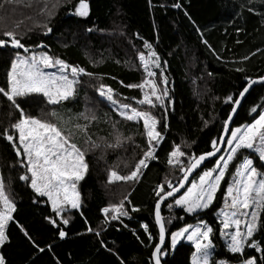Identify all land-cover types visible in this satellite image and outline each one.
Listing matches in <instances>:
<instances>
[{
  "label": "trees",
  "instance_id": "obj_1",
  "mask_svg": "<svg viewBox=\"0 0 264 264\" xmlns=\"http://www.w3.org/2000/svg\"><path fill=\"white\" fill-rule=\"evenodd\" d=\"M223 7L222 0H16L1 6L0 180L14 206L0 248L4 264H153L158 200L177 186L194 157L217 148L239 94L264 77L260 15L243 9L239 21L221 24ZM15 41L32 51L13 49L9 44ZM39 52L80 71L65 102L51 104L36 92L9 97V75L18 57ZM146 80L156 98L145 100ZM119 106L155 121L164 138L155 153L142 120L123 119ZM263 110L264 85H258L233 129L256 121ZM24 118L56 127L85 151L79 210L59 216L33 189L17 131ZM175 149L185 155L186 166L170 164ZM246 158L264 177L260 157L241 149L209 209L171 214L167 206L177 198L164 205L168 241L163 264H193L194 246L181 242L173 249L171 235L197 221L212 229L209 264H264V206L256 234L241 253L227 248L217 219L226 189ZM217 161L203 167L192 183ZM118 207L122 215L110 221Z\"/></svg>",
  "mask_w": 264,
  "mask_h": 264
},
{
  "label": "rangeland",
  "instance_id": "obj_2",
  "mask_svg": "<svg viewBox=\"0 0 264 264\" xmlns=\"http://www.w3.org/2000/svg\"><path fill=\"white\" fill-rule=\"evenodd\" d=\"M8 1L16 0H0V8ZM222 4L223 12L218 19L221 24L239 21L243 9L259 14L264 24V0H222ZM85 10L83 5L78 9L83 16L86 14ZM154 64L155 69L160 67L158 60ZM150 66L151 64L148 65V80L153 76ZM79 73L80 71L52 60L46 53L20 55L9 75V97L36 92L45 95L51 104L65 102L73 95ZM148 80L144 82V88L148 92L145 100L156 98L153 94L155 88ZM119 112L125 120H142L145 135L152 148H155V153L157 146L164 140L155 121L127 106H119ZM17 131L35 192L39 196L50 197L54 208L63 206L62 202L72 203L73 193L86 175L85 151L70 143L56 127L37 119H22ZM241 149L252 151L264 163V110L256 121L232 130L215 167L204 171L184 194L168 204L167 211L172 214L175 210L182 209L188 214H198L209 209L216 199L230 163ZM184 159L185 155L175 149L170 156V164L174 168H181L186 166ZM146 167L147 165L143 168ZM186 170L183 169V172ZM261 174L255 169L252 160L246 158L226 189L224 204L217 213V219L221 224L223 241L231 252L241 253L256 234L259 213L264 206V177ZM134 176L135 174L132 177ZM13 210L14 206L3 192L0 180V243ZM211 234L212 229L206 222L197 221L173 233L171 247L175 249L179 243L189 242L195 248L192 263L209 264L214 251ZM249 246L257 247V243H250Z\"/></svg>",
  "mask_w": 264,
  "mask_h": 264
},
{
  "label": "water",
  "instance_id": "obj_3",
  "mask_svg": "<svg viewBox=\"0 0 264 264\" xmlns=\"http://www.w3.org/2000/svg\"><path fill=\"white\" fill-rule=\"evenodd\" d=\"M13 49L19 50L22 49L24 52H31L32 48L25 49L23 46H21L19 41L11 42L9 44ZM258 85H264V77L258 78L250 82L245 89L241 92L239 95L235 105L233 106V109L231 111V114L225 123L223 132L221 134L219 144L215 150L212 152L203 154L197 158H193L190 162V166L185 172L184 176L182 177L179 184L173 188L170 192L164 194L157 202L155 206V223L157 225L158 231H159V240L158 244L155 247L152 255V262L153 264H163L162 262V256L161 253L163 249L165 248L167 241H168V235L165 227V223L163 220V208L164 205L169 201L176 199L180 197L182 194L186 192V190L191 185L193 179L197 175V173L205 167L210 161L212 160H218L222 153L225 150V147L227 145V142L230 138V135L232 133L235 120L237 118V115L242 108L245 100L250 95L251 91L257 87Z\"/></svg>",
  "mask_w": 264,
  "mask_h": 264
},
{
  "label": "crops",
  "instance_id": "obj_4",
  "mask_svg": "<svg viewBox=\"0 0 264 264\" xmlns=\"http://www.w3.org/2000/svg\"><path fill=\"white\" fill-rule=\"evenodd\" d=\"M79 187V186H78ZM78 187L76 188V190H75V193H73V196H72V200H73V202L72 203H69L67 200V202H62V204H63V206H58L57 208H54L53 207V202H52V200H51V198L50 197H46L47 198V200L49 201V203H50V205H51V208L54 210V211H56L57 213H58V215L59 216H61L62 214H63V211H66V210H68V211H71V210H73V209H76V210H79L80 209V205H79V200H78V197H79V190H78ZM123 208L122 207H118V208H116V209H114L113 211H112V214H111V217H110V221H113V220H118L119 219V217L122 215V213H123ZM103 213V215H107L108 214V212L107 211H103L102 212ZM91 231H89V233H90ZM5 234V233H4ZM97 235L99 236L100 235V233L98 232L97 233ZM6 242V235L2 238V241H1V243H0V248H1V246L4 244ZM0 264H4V260H3V258H2V256H1V253H0Z\"/></svg>",
  "mask_w": 264,
  "mask_h": 264
},
{
  "label": "bare ground",
  "instance_id": "obj_5",
  "mask_svg": "<svg viewBox=\"0 0 264 264\" xmlns=\"http://www.w3.org/2000/svg\"><path fill=\"white\" fill-rule=\"evenodd\" d=\"M251 82H252V81H251ZM240 94H241V93H240ZM240 94H239V95H240Z\"/></svg>",
  "mask_w": 264,
  "mask_h": 264
}]
</instances>
